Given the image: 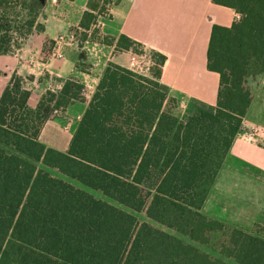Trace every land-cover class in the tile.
Returning <instances> with one entry per match:
<instances>
[{
  "label": "trees",
  "instance_id": "16d2710c",
  "mask_svg": "<svg viewBox=\"0 0 264 264\" xmlns=\"http://www.w3.org/2000/svg\"><path fill=\"white\" fill-rule=\"evenodd\" d=\"M45 1L0 0V54L44 30ZM212 1L239 14L211 29L214 105L190 100L184 113L160 81L165 56L155 51L148 74L108 63L89 100L82 83L65 79L31 107L25 79L12 73L0 94V264H264L263 225L203 211L243 131L251 82L264 73V0ZM110 2L89 0L79 27L68 29L79 45L113 43L91 29ZM54 43L45 38L43 51ZM136 46L126 35L115 41L117 50ZM74 102L86 107L68 148L46 146L44 124Z\"/></svg>",
  "mask_w": 264,
  "mask_h": 264
},
{
  "label": "crops",
  "instance_id": "0c3cea01",
  "mask_svg": "<svg viewBox=\"0 0 264 264\" xmlns=\"http://www.w3.org/2000/svg\"><path fill=\"white\" fill-rule=\"evenodd\" d=\"M111 1L110 13L98 29L107 39L114 38L113 43L86 40L79 45L76 38L68 39V29L79 27L89 0H46L39 18L44 30L31 32L12 52L0 54V94L12 73H16L25 79L31 92V107L36 106L47 89H60L65 79L82 83L84 96L89 100L108 63L132 70L135 51L115 47L116 39L126 35L143 49L165 56L160 81L180 98L181 107L190 100L216 103L219 74L207 69V48L212 26H230L236 19L234 9L212 0ZM45 38L55 42L49 53L43 51ZM85 107L84 103L74 102L49 119L41 130V142L66 151ZM242 126L243 131L233 140L207 198L213 189L219 197L229 196L230 202L244 200L250 205L246 206L247 221L264 226V73L252 90ZM253 129L257 132L254 139H249ZM217 204L222 210L221 202Z\"/></svg>",
  "mask_w": 264,
  "mask_h": 264
},
{
  "label": "rangeland",
  "instance_id": "374dc122",
  "mask_svg": "<svg viewBox=\"0 0 264 264\" xmlns=\"http://www.w3.org/2000/svg\"><path fill=\"white\" fill-rule=\"evenodd\" d=\"M135 49H136L135 53L137 54V57L135 59V68L140 71V74H148L149 67L152 65L151 52L143 49L141 46H136ZM261 77H262V74L256 75L255 79H253L251 82L252 85H255L256 81L258 84L260 82ZM181 108L184 113L188 109L187 105ZM153 185H154L153 182L149 184L150 187ZM212 187L213 185L211 186V188ZM93 193L97 197H103L98 192H93ZM253 199H256V198H253ZM218 202H221L222 210L219 208V204H217ZM238 202L239 203L230 202L229 196L219 197L217 193L215 192V190L212 189V191H210V195L208 196V198H206L204 202L203 211L208 213L209 215H212L218 218L222 217L229 221H233V222L235 221V223L241 224V226L248 228V229H255L256 225H261L259 223L247 221L245 216L246 214H248L247 207H249L250 205L246 204L247 202H245L244 200L238 201ZM137 216L140 220L143 219L142 214H137Z\"/></svg>",
  "mask_w": 264,
  "mask_h": 264
},
{
  "label": "built area",
  "instance_id": "2783aa9c",
  "mask_svg": "<svg viewBox=\"0 0 264 264\" xmlns=\"http://www.w3.org/2000/svg\"><path fill=\"white\" fill-rule=\"evenodd\" d=\"M55 1H56V0H52V2H55ZM111 6H112V2H110V3H108V4L106 5V9H105L104 14L100 17V19H98V21L96 22V24H93V25L91 26V29H93V28H98V27L100 26V24H101V20H102L104 17H107V16L109 15V13H110V9H111ZM237 18H239V14H238V13L236 14V19H237ZM74 38H75V36L73 35V33H71L68 39H69L70 41H74ZM62 39H63V37L61 36V37L59 38V40L61 41ZM131 66L134 67V68H132L133 71L140 73V71L137 70V69L135 68V62H132V63H131ZM51 90H56V89L51 88ZM54 116H55V114L52 115V118H54ZM256 132H257V129H253L252 132H251L250 134H248L247 137H248L249 139H254V133H256Z\"/></svg>",
  "mask_w": 264,
  "mask_h": 264
}]
</instances>
